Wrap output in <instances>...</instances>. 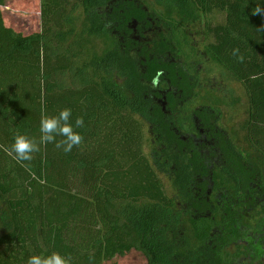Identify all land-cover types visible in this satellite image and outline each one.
<instances>
[{
    "label": "trees",
    "instance_id": "trees-1",
    "mask_svg": "<svg viewBox=\"0 0 264 264\" xmlns=\"http://www.w3.org/2000/svg\"><path fill=\"white\" fill-rule=\"evenodd\" d=\"M258 4L264 0H38V28L26 32L5 26L0 0V264L54 251L72 264H101L133 249L148 264H264V17L252 15ZM77 7L82 16L71 14ZM146 7L173 29L154 51L124 41L146 23ZM214 10L226 20L207 26L214 40L206 49L245 90L244 148L215 130L221 98L200 94L196 81L159 56L176 46L189 56L187 25L203 24ZM71 71L76 85L63 78ZM166 78L180 98L172 96L165 110L200 98L198 115L212 127L219 160L210 146L187 145L167 123L155 96ZM64 108L73 124L83 117L84 127L75 129L79 146L65 153L48 143L23 162L9 154L17 132L39 140L42 114ZM146 124L159 136L149 155ZM212 180L239 198L216 201ZM245 238L257 251L250 259Z\"/></svg>",
    "mask_w": 264,
    "mask_h": 264
},
{
    "label": "flooded vegetation",
    "instance_id": "flooded-vegetation-1",
    "mask_svg": "<svg viewBox=\"0 0 264 264\" xmlns=\"http://www.w3.org/2000/svg\"><path fill=\"white\" fill-rule=\"evenodd\" d=\"M146 0H142V2H145ZM148 9V16L146 17V23H148L149 26H146V23L142 25V29H133V32L125 35L124 41H127L129 38L132 40V42L138 46V50L142 51L143 47L146 46L147 50H153L154 51V45L158 44L160 40L169 37H172L173 29L167 25L165 20H163L160 16H153L151 15V11ZM198 26H200L198 28ZM204 26L201 23L198 24H188L186 27V33H187V46L191 49L189 52V56H186L185 53L180 49L178 51V48L176 46V51H164L159 56L163 60L170 59L171 64L174 66V70L178 73H185L188 78L191 80V82L196 81L199 86V91L204 87L207 88V91H211L212 94H210L211 97H214L215 99H220L221 95L218 93L220 88V82L217 84V78L213 77V75L206 74L203 75V63H210L215 64L213 62L211 56L208 54L206 46L205 49L202 50L199 46L196 44V36H200L204 34L206 36V31L200 29ZM165 37V38H164ZM207 38V36H206ZM158 41V42H156ZM139 43V45H138ZM207 45V44H206ZM136 48V49H137ZM193 49V50H192ZM164 53V54H163ZM167 54V55H166ZM220 67V66H219ZM167 81L162 82V80L157 81V92L156 99H158L159 103L163 104L164 111L165 107L169 104L172 96L177 99L180 98V95H177V86L172 84V81L170 78H166ZM174 93V95H172ZM200 93V92H199ZM201 94V93H200ZM171 95V96H170ZM227 94L224 98H226ZM169 98V99H168ZM231 98V97H229ZM222 99V98H221ZM217 103V106L220 107V114L217 117V120H215V130L220 129L224 134H226L229 138H235L236 142L233 144L237 145L239 148L245 147V142H243V138L238 139V136L234 137L232 134L228 131L227 125L223 124L222 119L224 117L223 110L226 109H232L234 108L232 104L229 102H226L224 100H221ZM201 99H197V102L191 103L187 106L184 104H179L177 109L172 112L171 110H168L165 112L166 115V121L170 124V127L180 136L182 141H184L187 145H193L194 147H205L210 146L209 148L213 150L214 155H212L211 159L213 161H217L220 159L221 156H217V150H219L218 141H216L215 137L208 138V135L210 131H212V127H205V125L202 123L201 117L198 115V110L201 108ZM225 109V110H226ZM241 130H245V121L243 125L241 126ZM152 144H156V141L159 139V136H157L154 132H152ZM243 137V136H242ZM214 174V170L212 172V177ZM210 195L212 198L218 202H221L223 199L227 202V199L230 197L239 198L238 195H236L231 190H228L225 186L219 185L216 186L215 182L212 180L210 190ZM245 204L247 205V202L250 200L248 198H245L243 200ZM244 215H245V209H244ZM241 243L245 245V249L242 248L243 251H245V259H250V256L252 254H256L257 251H255L254 243H252L249 239L245 238L241 240ZM254 244V245H253ZM264 250V246H263ZM264 260V254L263 258Z\"/></svg>",
    "mask_w": 264,
    "mask_h": 264
},
{
    "label": "rangeland",
    "instance_id": "rangeland-1",
    "mask_svg": "<svg viewBox=\"0 0 264 264\" xmlns=\"http://www.w3.org/2000/svg\"><path fill=\"white\" fill-rule=\"evenodd\" d=\"M37 3L38 0H6V5L2 8L5 26L14 28L19 27L20 30L25 29L26 32L36 30L39 24V11L37 8ZM71 11V14L74 16L83 15V10L81 7H77L75 9H72ZM225 20L226 13L221 10H214L213 12L204 15L202 18L204 26H202L203 28L200 29L204 30V32L206 31L207 38L204 34L200 36L197 35L195 37L197 46L204 50L206 44L214 40L213 35H210L207 29L208 25H210L211 27H215L219 24H224ZM199 27L200 26H198V28ZM96 46L98 51L101 52L103 44L100 40L96 41ZM202 63V74L206 75L208 73L210 75H213V77L217 78V84H219V82L221 83L219 86V90L221 91H219L218 93L221 95L222 100L229 102V104L231 103L234 107L230 110L226 108V110H223V124L227 125V129L232 134V136H238V139H241L242 135L244 134L241 130V126L243 125L247 116V97L244 88L227 71H225L218 65L204 63V60L202 61ZM63 78L65 79V82L69 85H76L78 83L74 71L69 72L68 74L63 76ZM206 89H201L200 93L204 94ZM226 94L227 96L226 98H224ZM146 132L147 133L145 135L144 151L149 155L152 149L153 136L148 124H146ZM160 177L164 184V189L166 193L170 196H173L174 190L171 186V183L168 181L166 176L162 175ZM101 264H148V261L139 250L133 249L128 253L119 255L113 260L104 261Z\"/></svg>",
    "mask_w": 264,
    "mask_h": 264
},
{
    "label": "clouds",
    "instance_id": "clouds-1",
    "mask_svg": "<svg viewBox=\"0 0 264 264\" xmlns=\"http://www.w3.org/2000/svg\"><path fill=\"white\" fill-rule=\"evenodd\" d=\"M252 15L264 17V6L258 4L252 10ZM258 30L260 32L264 31V25ZM232 55L239 62H244V57L240 54L239 48H233ZM83 127V117H77L73 124L72 111L69 108L60 110L56 115L42 114L39 140L17 132L14 136V142L8 150L9 154H13V158L17 162L31 161L33 153L40 151V146L48 143H53L57 149H62L65 153L71 152L74 147L83 142L82 135L75 130ZM57 137L62 139L57 140ZM25 264H72V261L71 257H66L54 251L47 255H32L26 260Z\"/></svg>",
    "mask_w": 264,
    "mask_h": 264
}]
</instances>
